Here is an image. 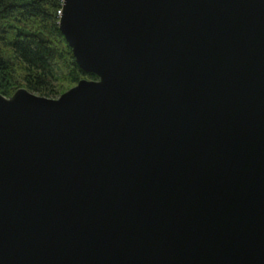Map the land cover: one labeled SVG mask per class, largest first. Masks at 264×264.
<instances>
[{"label":"water","instance_id":"95a60500","mask_svg":"<svg viewBox=\"0 0 264 264\" xmlns=\"http://www.w3.org/2000/svg\"><path fill=\"white\" fill-rule=\"evenodd\" d=\"M84 78L0 93V264H264V0H64Z\"/></svg>","mask_w":264,"mask_h":264},{"label":"trees","instance_id":"16d2710c","mask_svg":"<svg viewBox=\"0 0 264 264\" xmlns=\"http://www.w3.org/2000/svg\"><path fill=\"white\" fill-rule=\"evenodd\" d=\"M64 0H0V93L58 98L84 78L61 30Z\"/></svg>","mask_w":264,"mask_h":264},{"label":"rangeland","instance_id":"374dc122","mask_svg":"<svg viewBox=\"0 0 264 264\" xmlns=\"http://www.w3.org/2000/svg\"><path fill=\"white\" fill-rule=\"evenodd\" d=\"M21 88H25V87H21Z\"/></svg>","mask_w":264,"mask_h":264}]
</instances>
